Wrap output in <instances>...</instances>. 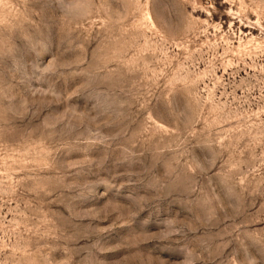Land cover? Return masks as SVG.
I'll return each mask as SVG.
<instances>
[{"label": "rangeland", "instance_id": "obj_1", "mask_svg": "<svg viewBox=\"0 0 264 264\" xmlns=\"http://www.w3.org/2000/svg\"><path fill=\"white\" fill-rule=\"evenodd\" d=\"M0 264H264V0H0Z\"/></svg>", "mask_w": 264, "mask_h": 264}]
</instances>
